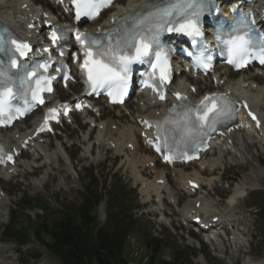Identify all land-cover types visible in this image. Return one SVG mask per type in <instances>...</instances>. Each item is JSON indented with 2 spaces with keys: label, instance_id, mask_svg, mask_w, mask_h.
<instances>
[{
  "label": "rangeland",
  "instance_id": "374dc122",
  "mask_svg": "<svg viewBox=\"0 0 264 264\" xmlns=\"http://www.w3.org/2000/svg\"><path fill=\"white\" fill-rule=\"evenodd\" d=\"M133 1L126 0V3ZM0 2L7 6L12 5L16 0H0ZM34 7L38 8L39 6ZM4 10L7 11L9 9L4 8ZM8 12L11 15L10 10ZM250 75L252 73L231 76L233 80L226 83L235 85L238 81L246 79L247 81L244 82L243 87L241 86L240 93L257 96L259 94V86L255 85H258V80L255 83L250 82ZM68 95L69 93L61 98L68 99ZM258 108L264 114V105L259 104ZM112 112L116 115L115 117L107 115L103 119V121L112 119L116 123L109 135L106 133L104 124H98L99 127H94L92 123L87 124V127L81 130V126L87 121L88 116L77 115L75 117L77 124L65 123L59 127L62 136L57 135L56 138L51 136L49 141L42 143L44 151L41 153L43 158L36 164L40 166L39 169L34 173H30L27 177H23L26 175L22 176L19 173L18 175L20 176L18 177L1 180L4 191L0 190V195L1 193L8 194L7 202H5L8 203L7 206L5 203L0 205V246L6 245L3 246L6 250L3 251L2 255L11 254L17 260L16 263L18 262L19 264H62L58 257L48 252L36 239L26 247V250H29L28 252H24L25 250L19 252L18 247L12 242H1L5 238L2 235V229L9 224L11 212H15L14 216L25 219L28 222V226H34L39 217L53 220L54 216L62 209L77 208L81 204L85 186L92 185L94 188L99 189L98 192L104 194V189L107 186L109 187L111 178L114 176V178L117 177L118 184L130 195L133 205L132 215L136 222L137 231H134L132 236H130L131 240H129L128 248L125 251V255L131 264H159L160 258L166 261L172 260L175 252L179 254L186 264H205L201 261L203 259L199 252L200 242L196 240L197 238H202L195 235L192 228L182 225L183 219L177 214L175 206L171 203L175 199L177 200L179 196L180 205H185L191 200H195V198L191 199L186 196L182 190H179V195H176L177 198L172 197L171 192L176 189L179 182H181L180 180H182L178 178V173H184L189 177L195 176L201 180L205 188L198 192L196 198L203 199L204 206L208 209H213V203L217 204L218 209H230L226 202L220 201V196L228 195L230 192L233 193V186L236 182V188H239L241 195H243L244 188L249 191L257 187L256 183H260L264 188V154L256 146H253L251 153H247L245 156H242V153L237 148L213 153L207 158L210 162L218 163V169L213 174H202L203 168L198 165L187 169L176 167L174 170L167 169L160 164H155L154 167L148 166V162L141 163L142 165L138 162L139 165H134L130 162L133 152L128 150L127 145L123 144L125 150L119 151L116 143L109 140L112 135L114 138L120 136V134H117L118 128L131 129L134 126L133 120L128 115L131 109L130 111L127 108H125V111L114 109ZM119 113H125L127 119H119L117 117ZM92 116L97 117V115ZM68 137L70 138L68 139ZM87 137H90L89 141H86ZM238 138L242 140L248 138V136L240 134ZM102 140H105V147L98 148V145H95L90 154L91 145ZM141 146L143 145L140 143ZM47 150H49L48 153ZM52 152L60 155L58 159L52 160L55 166L54 170L52 167L44 165L45 156L51 155ZM30 153L35 152L30 150ZM66 153L76 157V160H70ZM137 154L139 158L145 156L142 160H148L151 156L150 153L142 148L137 151ZM20 162L23 166L19 167L22 170L21 173H27V170H24L26 168L24 164H33V159L32 157L24 156ZM30 170L33 171L34 169L31 168ZM157 171H164L169 178V184L166 185L167 193L164 194L167 199L164 200L163 208L161 203L157 202L161 193L155 194L153 192L150 195H146V198L141 186L143 184L144 187L146 183L154 182ZM237 175H239V178H234L238 177ZM139 179H142V184L139 183L141 182ZM182 182L181 187L186 183L185 181ZM27 199H33L35 203L43 205L44 210L38 209L27 213L23 212L21 209L22 202ZM149 199L151 200L146 204ZM104 201L99 208L102 218L106 215ZM251 204H256L257 207L260 206L257 200L246 198L243 201H238V208L230 211V217H234L233 215L235 214V224L246 225L249 233L253 234V236L255 235V237L252 236L251 243L248 241L251 238V234L249 235L248 233L245 236L244 242L248 244L246 249L254 251L264 261V221L260 214L257 217L251 214L253 209L244 208V205L249 206ZM14 205H18L19 209H14ZM165 220L169 223L171 222V227L165 225ZM189 235H194L195 238L193 240L187 239ZM6 239L8 240V238ZM145 240L150 242L162 241L161 246L163 249L162 251L159 250L160 252L158 251V253L156 252L155 259L152 261L150 260L154 253L152 249H149ZM9 247L12 251H10ZM242 250L244 251L243 248ZM132 251H134V254ZM203 252L207 257L215 258H212L213 261H210V258L208 264H230L228 260L220 258V255L216 257L208 245L205 246V249L203 248Z\"/></svg>",
  "mask_w": 264,
  "mask_h": 264
},
{
  "label": "snow or ice",
  "instance_id": "6c2138e0",
  "mask_svg": "<svg viewBox=\"0 0 264 264\" xmlns=\"http://www.w3.org/2000/svg\"><path fill=\"white\" fill-rule=\"evenodd\" d=\"M72 3L75 5L77 21L82 17L95 20L104 9L115 6V0H72ZM206 13L210 15L220 13L215 0H143L138 7L113 15L111 27H101L95 33L57 25L51 29L49 35L51 43L61 47L62 41L67 43L69 33L74 36L75 43L84 53L81 67L92 92L105 90L114 103H123L132 80V66L147 63L152 71L147 74L148 79L144 83L159 93L160 100H164L166 97L161 86L171 83V63L170 49L164 46L161 37L165 33H181L191 37V43L199 44L202 49L196 57L198 66H202L205 71L209 70L213 57L208 54L209 48L203 43L202 18ZM252 22L248 16L241 14L238 24L240 29H243L242 34L230 35L229 39L220 40V43L226 46V50L220 54L226 55L227 63L237 69L247 67L253 59L264 65V39L254 44L248 36ZM237 31L239 32V29ZM0 44L6 45L2 51L8 57L6 66L0 61V81L3 82V90L0 91V117L11 123L19 111L8 107V98L13 95L12 85L17 81L25 85L32 100L43 104L45 101L42 93L53 90L51 81L55 77L38 76L37 69L46 70L49 66L48 61L36 63L31 67L18 61V56L27 57L32 51L29 43L0 38ZM44 52L49 53L50 49L45 48ZM64 54L62 51L61 55ZM21 67L24 69L22 76L10 72L11 69ZM63 79L67 81L71 76L64 75ZM175 95L179 103L171 110L174 113L173 117L164 121H142L149 128L155 124L156 140L149 138L147 142L153 144L157 152L167 148L164 159L169 163L174 159L198 158L201 147H207V140L211 138L210 133L217 131L221 125L237 120L239 115L236 102L229 99L226 94L207 95L198 106L189 104L187 97L181 93L177 92ZM62 107L67 114L68 106ZM244 107H248L247 103ZM57 112V109H49V116L38 131H51L48 119H58ZM248 115L259 126L260 121L256 115L251 111ZM181 145L183 149H192L194 154L190 155L185 150L177 151ZM5 159L11 161L13 157L0 146V163H4ZM193 186L198 187L194 183Z\"/></svg>",
  "mask_w": 264,
  "mask_h": 264
},
{
  "label": "trees",
  "instance_id": "16d2710c",
  "mask_svg": "<svg viewBox=\"0 0 264 264\" xmlns=\"http://www.w3.org/2000/svg\"><path fill=\"white\" fill-rule=\"evenodd\" d=\"M101 198L102 195L96 189L93 191L87 188L83 203L77 210L61 212L51 223L43 220L35 229L40 241L63 264H128L124 253L125 244L127 236L135 229L130 215V195L117 181L112 183L107 191L111 212L109 223L104 227L100 226L97 215V205ZM262 214L264 217V210ZM17 220H12L7 231L19 242L25 243L29 229L23 220ZM147 244L153 250L154 258L161 249L160 242L152 244L148 241ZM174 256L171 261L161 258L159 264H186L177 252Z\"/></svg>",
  "mask_w": 264,
  "mask_h": 264
},
{
  "label": "bare ground",
  "instance_id": "6f19581e",
  "mask_svg": "<svg viewBox=\"0 0 264 264\" xmlns=\"http://www.w3.org/2000/svg\"><path fill=\"white\" fill-rule=\"evenodd\" d=\"M18 1V0H17ZM143 2V0H135V3L133 4V5H129L128 7H126V8H123L122 10H127V9H129V8H136V6L138 5V4H140V3H142ZM17 4L15 5V4H12V5H9V6H7V9H9L10 11H11V14L13 15V18H21L20 16L21 15H19L20 14V11H19V9L23 6V1L22 0H19V2H16ZM48 6V5H47ZM1 7H3V8H5V6L2 4V3H0V10H2V8ZM122 10H120V11H117V12H115L114 13V15H119V14H121L123 11ZM3 14V13H2ZM4 14H6V13H4ZM7 15V14H6ZM9 15V14H8ZM12 15H10V16H12ZM16 15V16H15ZM5 17H7V16H3V18H5ZM112 17V16H111ZM111 17L109 18V20H107L106 21V24L107 23H109V21H110V19H111ZM18 28V27H17ZM186 78H189V76H185ZM251 77H254V78H252V79H260V77H258V76H255V75H251ZM235 92V91H234ZM142 100V99H141ZM140 100V101H141ZM133 106V105H132ZM120 108V107H119ZM137 110L138 111H143L142 110V108H137ZM145 112H146V110H145ZM157 111H154V113H156ZM101 115L102 116H107V115H110V116H112V117H115V114H113L110 110H102L101 111ZM145 115V114H144ZM123 117V115L122 114H119L118 115V118H122ZM139 117V116H138ZM113 124H116L115 123V121H113V120H108L107 122H106V129L107 130H109V127H111ZM114 126V125H113ZM136 126H134V128H135ZM131 131H128L127 130V128L126 129H122V130H120L119 129V134H120V136L118 137L119 139H121V141H118V140H114V139H110L111 141H113V142H115V143H118V150L119 151H124L125 149H124V147H123V142L125 141V140H127V138H128V140L133 144V147H134V152L132 153V158H131V160H130V162L132 163V164H134V165H139V164H141V163H139L138 164V162H145L144 160L142 161V159H144V157L145 156H142V158H139V157H137V151H139L140 150V146H139V140H138V137H136V136H134L133 135V133H134V130L135 129H133L132 127H131V129H130ZM22 131V129L21 128H18V130H16L15 132H14V134H17V133H20ZM109 132H111V131H106V133L109 135ZM117 133V134H118ZM115 134H116V132H115ZM118 134V135H119ZM122 136V137H121ZM15 137V136H14ZM132 137H134L133 139H132ZM229 138H231V137H228V139ZM105 139V138H104ZM226 140H227V138H226ZM234 141H235V139H234ZM130 142H126V143H130ZM257 142V141H256ZM98 145V148H104L105 147V141H101V142H99V144H97ZM239 145H241V146H244V145H246V146H252V144L251 145H249L248 144V142L246 141L245 142V144H240L239 143ZM236 146H238V144L236 145ZM35 148H36V146H35ZM264 150V149H263ZM137 154V155H136ZM59 155L58 154H56V157H58ZM139 156V155H138ZM56 157H55V155L53 154V156H49V159L46 161V164H49V166L50 167H52L53 168V170L55 169L54 167V165H53V162L50 160V159H56ZM141 157V156H140ZM34 159H40L41 157H33ZM147 158V157H146ZM148 161H154L153 159H151L150 158V160H148ZM202 161V160H201ZM147 162V161H146ZM149 163H147V165H148ZM142 165V164H141ZM15 170H16V168H15ZM24 170H26V169H24ZM7 175H5V177H3L2 176V178H4V180H7L8 179V177H10V176H16V174L18 175L19 173L20 174H22V176L25 174L26 176L29 174V170L27 169V173H21V172H17V173H13L12 175H9V172H8V169H7ZM59 172H60V170H59ZM158 172V171H157ZM164 175V171L163 172H159V174H158V178L157 179H160V178H162L161 176H163ZM178 176H179V178L180 179H182V180H180L181 182H179V184L177 185V187H176V190H175V196L176 195H179V190H184L187 194H189L190 192H191V189L189 188V185L187 184V181L190 179V178H188V177H186L185 175H183V174H178ZM23 177H25V176H23ZM140 178V177H139ZM164 178V177H163ZM197 180V178L196 177H194V179H190V180ZM147 180V179H146ZM184 180H186V184L183 186V187H180V185H182L183 184V182L182 181H184ZM195 180V181H196ZM146 182V181H145ZM143 191H144V193H145V197L147 198V196L146 195H150L151 193H155V194H159V193H161L162 191H163V186L162 185H160V183H157L156 181H154V182H149V183H146L145 185H144V187H143ZM149 197H151V196H149ZM160 198H161V196H160ZM160 200V199H159ZM178 200H180V196H179V198H178ZM203 200V199H202ZM202 200L201 199H196L195 201H191V202H188L187 204H185V206L182 208V210H181V216L183 217V220H186L187 221V217H188V215H189V213L192 211V209L193 208H195V202H197V201H201L202 202ZM6 201H4V199H3V202L1 201L0 202V205H2L3 203H5ZM6 205H7V203H5ZM217 215H219L218 213H214L213 215H211L210 217H215V216H217ZM192 218H193V216H192ZM221 223H227V224H231V221H229V220H224L223 219V221L221 222ZM240 233H241V231L242 230H238ZM243 232V231H242ZM228 237V236H227ZM212 245H213V250L214 251H219V252H222V253H224V254H230V256L233 258V260L236 262V264H247L248 263V261L246 260V259H244V258H242V254L245 256L246 254H249V253H251V251H249V250H246L245 249V246H243V244H240V245H235V244H233V242L232 241H230V238H222V241H220V242H218V243H215V242H212L211 243ZM2 247V248H1ZM242 248L244 249V251L242 250ZM6 250V248L5 247H3V246H0V264H17L16 263V260L15 259H13V257L11 256V254H7V255H2V253H3V251H5ZM201 261H203V260H201ZM205 261H208V260H206L205 259ZM203 263H205V262H203Z\"/></svg>",
  "mask_w": 264,
  "mask_h": 264
}]
</instances>
